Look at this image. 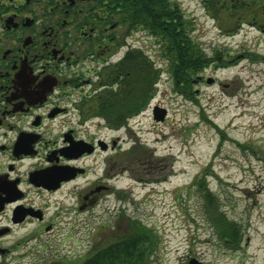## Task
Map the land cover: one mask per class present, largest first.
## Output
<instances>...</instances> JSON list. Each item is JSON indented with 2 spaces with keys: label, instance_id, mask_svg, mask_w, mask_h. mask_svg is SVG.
Wrapping results in <instances>:
<instances>
[{
  "label": "rangeland",
  "instance_id": "rangeland-1",
  "mask_svg": "<svg viewBox=\"0 0 264 264\" xmlns=\"http://www.w3.org/2000/svg\"><path fill=\"white\" fill-rule=\"evenodd\" d=\"M181 1L190 20L196 18L194 39L208 56L218 48L251 55L226 68H207L194 86L197 101L175 90L166 60L157 59L156 95L131 119V127L119 132L128 137L120 155L121 168L128 169L121 173L119 200L111 204V214L100 206L79 209V195L89 194L87 184L96 175L67 183L55 193L37 192L33 204L55 228L45 232L37 221L18 226L9 222L11 232L0 239V249L21 243L10 252L14 258L9 264H81L102 246L135 238L133 222L154 236L145 234L146 240L138 243L147 247L142 264H190L192 258L208 264H264V35L245 26L239 35L224 37L221 29L232 25L231 12L221 10L216 27L200 0ZM133 76H127V84ZM209 79L214 81L209 84ZM135 88L133 81L126 90ZM160 107L167 110L164 120L154 117ZM103 135L111 139L116 133L105 128ZM205 172L217 211L242 225L237 250L224 244L219 227L212 224L211 218L222 222L223 215L212 211V204L205 207L198 182ZM117 208L120 222L114 215ZM6 224L2 221L0 227ZM38 232L42 235L31 238ZM6 258L8 254L0 253V264Z\"/></svg>",
  "mask_w": 264,
  "mask_h": 264
},
{
  "label": "flooded vegetation",
  "instance_id": "flooded-vegetation-1",
  "mask_svg": "<svg viewBox=\"0 0 264 264\" xmlns=\"http://www.w3.org/2000/svg\"><path fill=\"white\" fill-rule=\"evenodd\" d=\"M141 1L144 11L152 13V6L157 10L160 5L166 13L170 9L184 15L194 28L196 18L190 20L181 0H130L129 15L121 0H0V222L7 221L0 227V239L11 232V225L29 221L39 222L45 232L53 230L55 223L47 221L32 196L55 193L92 175L96 178L87 184L89 194L79 195V209L100 206L111 214V204L119 200L121 173L128 169L120 162L122 142L128 137L106 121V110H111L109 103L119 110L131 73L126 71L131 65L125 63L130 52H140L154 63L169 60L170 53L167 34L151 28L149 15L145 20L139 17ZM200 1L216 27L221 10L231 12L232 25L221 29L224 37L239 35L245 26L264 35V0ZM165 25L167 20L162 28ZM219 50L212 59L221 67L251 55L247 50ZM129 92L134 103L135 89ZM131 119L126 115L124 127ZM105 128L116 135L107 139ZM117 212L118 208L114 215L120 222ZM38 235L42 233L31 238ZM18 246L0 249L9 255L2 264H9L14 258L10 252Z\"/></svg>",
  "mask_w": 264,
  "mask_h": 264
},
{
  "label": "trees",
  "instance_id": "trees-1",
  "mask_svg": "<svg viewBox=\"0 0 264 264\" xmlns=\"http://www.w3.org/2000/svg\"><path fill=\"white\" fill-rule=\"evenodd\" d=\"M121 2L123 8L126 9L129 15L130 0H121ZM141 2L143 5V13L142 16L139 17L145 20V17L149 15L151 28L160 32L162 31L164 35L165 33L167 34V51L170 53L168 54L169 60H167L166 63L169 67L167 69L175 84V90L185 98L197 101L198 92L194 86L203 78L202 75L207 68H216L222 63L213 60L212 56H208L202 45L195 41L192 31L193 28L190 27L191 23L184 15L173 13L170 9L166 13L162 11L160 5H158L157 10L155 9L156 5H153L151 9L152 13H148V11H144V2ZM165 20H167V25H165L164 29L162 27L164 26ZM178 28L180 29L178 30ZM139 53L140 52L132 54L130 52L125 61V63L127 62V67L131 63V69H127L126 71H131V74L135 77L134 82H136V88L134 96L136 101L134 103L130 102L129 98H131V94L129 90H126L124 93L126 96L124 97L121 95L120 97L119 110L114 108L112 103H109L111 110H106L105 113L106 119L111 122L114 121L113 123H115L116 126H122L126 123V115L139 114L147 106L150 99L157 93L155 85L159 79V69L155 68L154 62H150L144 57V54ZM129 57H135V62L137 61V63H135V68L132 67V63H134L132 62L133 59H129ZM223 64L228 65L226 63ZM122 68H125V66ZM149 71L152 73H149ZM128 86L130 87L131 85L127 84V87ZM121 92L123 93V91ZM118 113L119 119L117 117ZM206 175L207 173L205 172V174L199 178V189L204 191L205 207H209L212 204V211H217L214 203V195L206 186ZM217 212L220 214L223 213L219 210ZM223 217L224 221L222 222L220 219L215 221L211 218L212 224H216L217 227H219L223 235L224 244L229 248L237 250V248H241L242 246L244 236L242 233V225L229 220L224 215ZM132 226V230L136 232L135 238H129L126 241L115 242L102 247L91 254L90 257L81 264H142L146 255L144 251L147 247L143 245L141 249L138 243L142 242V238L146 240V235L152 239L154 236L150 237L149 234H146L148 231L147 229L137 225L135 226L134 222Z\"/></svg>",
  "mask_w": 264,
  "mask_h": 264
},
{
  "label": "water",
  "instance_id": "water-1",
  "mask_svg": "<svg viewBox=\"0 0 264 264\" xmlns=\"http://www.w3.org/2000/svg\"><path fill=\"white\" fill-rule=\"evenodd\" d=\"M212 82V79H209V83ZM167 114V110L165 108H156L155 109V119L156 120H164L165 116ZM83 149H81L79 152H81ZM43 182V179L39 181V183ZM191 264H208L206 262H203L197 258H192L190 261Z\"/></svg>",
  "mask_w": 264,
  "mask_h": 264
}]
</instances>
